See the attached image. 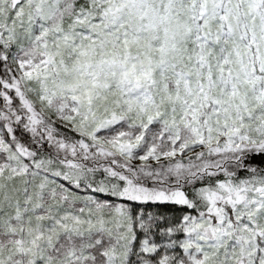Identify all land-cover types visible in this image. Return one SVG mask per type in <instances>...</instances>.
<instances>
[{
	"label": "snow or ice",
	"instance_id": "obj_1",
	"mask_svg": "<svg viewBox=\"0 0 264 264\" xmlns=\"http://www.w3.org/2000/svg\"><path fill=\"white\" fill-rule=\"evenodd\" d=\"M0 264H264V0H0Z\"/></svg>",
	"mask_w": 264,
	"mask_h": 264
}]
</instances>
